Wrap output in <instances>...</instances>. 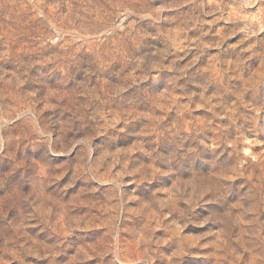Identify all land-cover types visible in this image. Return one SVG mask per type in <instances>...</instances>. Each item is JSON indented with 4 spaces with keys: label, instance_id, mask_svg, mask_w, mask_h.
<instances>
[{
    "label": "rangeland",
    "instance_id": "374dc122",
    "mask_svg": "<svg viewBox=\"0 0 264 264\" xmlns=\"http://www.w3.org/2000/svg\"><path fill=\"white\" fill-rule=\"evenodd\" d=\"M0 264H264V0H0Z\"/></svg>",
    "mask_w": 264,
    "mask_h": 264
}]
</instances>
